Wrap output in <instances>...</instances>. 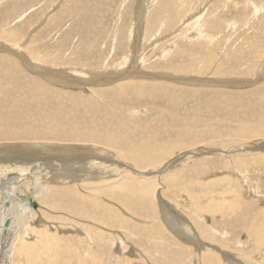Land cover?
Here are the masks:
<instances>
[{
  "label": "rangeland",
  "instance_id": "rangeland-1",
  "mask_svg": "<svg viewBox=\"0 0 264 264\" xmlns=\"http://www.w3.org/2000/svg\"><path fill=\"white\" fill-rule=\"evenodd\" d=\"M0 62V170L23 157L52 173L66 159L96 157L85 171L104 168L64 180L27 173L29 192L49 188L52 199L16 209L15 234L0 235V264H264V0H0ZM85 71L92 80L72 82ZM31 83L69 102L12 99ZM119 85L142 96L116 107L103 95ZM12 103L53 108L51 121L92 111L125 149L18 131L32 117ZM183 139L191 146L153 161L129 146L152 154ZM81 145L104 150L69 151ZM121 184L123 199L111 198Z\"/></svg>",
  "mask_w": 264,
  "mask_h": 264
},
{
  "label": "bare ground",
  "instance_id": "bare-ground-1",
  "mask_svg": "<svg viewBox=\"0 0 264 264\" xmlns=\"http://www.w3.org/2000/svg\"><path fill=\"white\" fill-rule=\"evenodd\" d=\"M170 13V12H169ZM170 17V16H169ZM39 59V58H38ZM24 60V59H23ZM3 64L5 63H1L0 62V69L2 68L1 66H3ZM28 64V63H27ZM34 68H38L40 70L39 67L37 66H33ZM119 67V66H118ZM122 67V66H121ZM120 68V67H119ZM121 69V68H120ZM43 70V69H42ZM118 70V69H117ZM55 70H53L52 72H54ZM121 71V70H120ZM85 71L84 74L82 76H80L79 78L78 77H75V78H72V82H78L79 84H83L84 82H87L88 80L86 79H89L91 78L92 80V76H93V72H87ZM135 74H137V72H134ZM41 74V73H39ZM63 74V73H62ZM97 74V73H95ZM140 74V73H139ZM44 75V74H43ZM42 77L43 78H47L45 77V75ZM120 75V74H119ZM143 75V74H142ZM48 76H50L51 78H48L49 80L52 79L53 76H56V74H48ZM98 76V75H97ZM123 76V75H122ZM130 77V76H128ZM61 78V77H60ZM105 78V77H104ZM106 79V78H105ZM56 82H58L59 80L55 79ZM53 80V81H54ZM101 80V79H100ZM174 80V79H172ZM51 81V80H50ZM90 81V80H89ZM88 81V82H89ZM108 81V79H107ZM6 82V81H5ZM55 82V81H54ZM95 82V81H94ZM120 82V81H119ZM238 81L236 82H230V84H237ZM96 83V82H95ZM102 83V82H101ZM229 84V81L227 82ZM224 84V83H223ZM35 83H31V84H21V86H25L26 88H28V92H24L23 90H20L18 92V88L21 87V86H18L17 87V92L18 94L16 95V97H14L12 95V99H14V101H18V100H22L24 99L27 95L26 94H31V96H29L28 98L30 99V102L31 100L35 101V100H43L44 103L47 105V106H51L53 103L50 101V100H55L59 105L60 103L64 102V99L67 100V102H69V98H64L63 96V93L62 92H51V91H48L47 96H44L42 97L41 93H42V89H36L34 88L35 87ZM16 86V84H15ZM40 86H42L40 84ZM120 86V85H119ZM118 86V87H119ZM122 86V85H121ZM120 86V88H121ZM25 89V88H24ZM26 90V89H25ZM144 90V89H143ZM171 90V89H170ZM16 92V90H14ZM140 91H142V89L140 87H134V86H125L124 88L122 87L121 89H114L108 93H104V97H107L108 101L110 102V100L115 103V106L117 105L118 107L120 106H123L122 104H126V103H130L129 102V99L130 97H134L136 99H138L139 96H142L140 93ZM167 91V90H165ZM145 92V91H144ZM147 92V91H146ZM155 92V91H153ZM14 93V92H13ZM40 93V94H39ZM148 96H150L151 93L147 92ZM167 93V92H165ZM0 94H5L4 90H2V86L0 85ZM12 94V93H11ZM15 94V93H14ZM22 96V98H19V96ZM157 94L159 95L160 93H158L157 91ZM184 95H181L183 97H186V98H190L189 97V94L187 93H183ZM102 95V93H101ZM173 95V93H171L170 95L168 96H171ZM122 96V97H121ZM155 96V95H153ZM152 96V97H153ZM163 97V96H162ZM41 98V99H40ZM173 98L174 100V97H171ZM10 99V100H12ZM29 99H26V100H29ZM225 99V98H224ZM171 100V99H169ZM176 100V99H175ZM217 100V99H216ZM214 99V96L212 97V99H209L207 100L208 103H211L212 101H216ZM46 101V102H45ZM132 102V100H130ZM178 101V100H176ZM218 101V100H217ZM72 102V101H70ZM172 102V101H171ZM78 104V103H77ZM82 104V103H81ZM80 105V104H79ZM210 105V104H209ZM4 106L3 103H0V107ZM116 106V107H117ZM11 108L17 110V114L21 115L22 117L23 116H27V118L29 117H32L31 119L29 118V120H17L18 122H20L22 125L18 124L17 125V129H20L22 128L21 130H18V131H23L24 129L26 130H29L30 128H27V127H36V128H39V129H47V130H50L53 131V130H56V131H60L59 133H55L52 135L51 134H48L49 136H55L56 138H58L57 140L59 139H63L61 141H67V142H71L73 141L75 144L76 142H81V143H100V145L102 144V142H104V144L106 143H109V144H112L113 146H122L124 147L125 149V146H124V143H123V140L121 138V135H119V137L116 135V133L114 132V129L111 128V126H109L110 128L107 129V124H104L103 125V122H101L99 119L97 120L98 122L96 123H93L91 121V119L99 116L98 115H95L94 113H92V111H90L89 113L86 111V110H82V111H85V113H82V111L80 113H77V114H59L62 115L61 119L59 121H57V119H54L53 121H51L49 119L50 115H52L53 113V108H47L45 107L44 105H38L36 108L34 109H27L26 106H24L23 104H19V103H12L10 105ZM12 112V111H10ZM9 113V112H8ZM45 116V117H42L41 119H37L35 118V116ZM173 115V114H172ZM171 116V115H170ZM34 117V118H33ZM88 117L86 120H84V118ZM162 117V116H161ZM176 117V116H174ZM25 118V117H24ZM19 119V118H18ZM101 122V123H100ZM258 124H260V126L263 125L264 123V114H262V116H260L257 120ZM30 123V124H29ZM65 123H67L68 125H66ZM73 124V125H71ZM93 127V128H91ZM25 130V131H26ZM24 131V132H25ZM30 131V130H29ZM81 131H84V132H81ZM49 132V131H48ZM264 132V130H263ZM16 133V132H15ZM43 133L46 135L47 133L45 132V130L43 131ZM54 133V131H53ZM25 134H29V133H25ZM24 133L22 134L23 136H26ZM35 134V133H33ZM30 135V134H29ZM28 135V136H29ZM250 135L252 136H256V135H259L261 136L262 134L260 133V131H254V133H250ZM11 136V135H10ZM14 136V134H13ZM264 136V135H263ZM50 137H48L49 139ZM191 138V137H190ZM50 139H53V138H50ZM177 142V141H176ZM96 143V144H97ZM137 142H135L136 144ZM67 144V143H66ZM135 144H133V142L130 143V148L133 150V154L135 156L138 157V159H141L142 161L149 158V160L151 159V161L153 160H157L158 158H166V157H169L172 153L175 152V150L178 148V149H183V148H186L187 146H191L189 144H186V141H184V139L182 140V143L180 144L179 141L177 142V145H173V148L172 149H169V148H165V149H161L157 152H152V154H142V153H137V151L135 152ZM143 144V143H142ZM89 145V144H87ZM95 145V144H94ZM111 145V146H112ZM147 145V143L145 144ZM58 146V145H57ZM90 146V145H89ZM103 146V145H102ZM105 146V145H104ZM103 146V147H104ZM82 145L80 146V148H72V149H69V151L73 150H77L78 152L80 151V149L82 150L83 148H85V150L87 151V153H89L90 155H95L96 152H103L102 149H98L99 147H93L94 149L97 148V150H93L91 149L90 147H83L81 148ZM110 147V146H109ZM117 147V146H116ZM87 148V149H86ZM108 148V147H107ZM112 148V147H110ZM109 148V149H110ZM115 148V147H114ZM144 149H147L149 150V148L147 146H144ZM108 151V150H107ZM105 151V152H107ZM110 153V152H108ZM100 155V154H99ZM103 155V154H102ZM110 155V154H109ZM5 156V155H4ZM12 156V154H11ZM187 158H190L192 157V155H185ZM3 157V156H2ZM17 157V156H15ZM15 157H10V156H6V159H10L13 160V161H18L16 160ZM93 157V156H92ZM151 157V158H150ZM25 158V159H24ZM4 159V158H3ZM3 159H0V160H3ZM15 159V160H14ZM28 157H23L22 159L20 160H27ZM89 160H86V161H83L81 164H79V166H76L75 163L77 162H74V163H71L69 159H66V160H61L60 161V164H62L63 166H61L62 168H59L57 171H59V173L55 172V173H52L49 168H47L46 166H44V164H40L38 166H35L34 163L33 164H28L27 166H24V165H21L20 164V160L18 161V163L15 165V164H10V165H7L5 167L2 168V170H0V235H2V233H4V231H7L8 233H12L13 231V234H15L14 232H16L14 229L16 228V224H15V221L17 218H15L16 216V209L18 207H25L26 209H28V211H31L33 209V206L30 202V200H34L36 202V199H37V196L38 195H46V197H44L45 201H47L49 199V201L52 199L50 198L51 195H47V192L49 190V188L47 189H42V187L40 186L39 188L42 189L41 191L40 190H37V191H31L29 192V190L27 189L28 188V183L27 182H24V180L22 179L23 177H25L27 175V173H30V174H33V175H36L38 179H41L40 176H48L50 174L54 176H56V174H58L59 176L62 177V179L64 180L63 177H71L73 178L74 176L73 175H78V173H87L88 171H92V168L93 169H96L98 168L99 170L102 171L103 173V170L104 168L101 166V165H98V166H101L102 168H99V167H92V166H89L88 169L85 171L86 167L90 164V163H94V159H96V157L94 158H91L89 157L88 158ZM98 159V157H97ZM100 159V158H99ZM10 160V161H11ZM101 161V160H100ZM103 161V160H102ZM12 162V161H11ZM52 162V161H51ZM96 162V161H95ZM113 163V162H112ZM178 163H180V160H178ZM96 165V166H97ZM104 165V164H103ZM116 165V164H115ZM95 166V164H94ZM122 166V164H121ZM124 166V165H123ZM2 167V166H1ZM105 167V166H104ZM118 168V167H117ZM98 170V172H99ZM110 170V169H109ZM97 171V170H96ZM106 171V170H105ZM111 171V170H110ZM89 172V173H90ZM120 170L118 171L117 170V174H119ZM11 173H17V176L14 177V178H8V180H6V182H4V178L2 179V176H8L10 175ZM44 173V174H42ZM101 173V172H100ZM123 173V172H122ZM126 172H124L125 174ZM63 174H65V176H63ZM97 174V173H96ZM14 175V174H13ZM16 175V174H15ZM68 175V176H67ZM76 175V176H77ZM80 175V174H79ZM94 175V174H93ZM112 175H106V177H111ZM114 176V175H113ZM118 176V175H117ZM121 176V175H120ZM52 177V176H51ZM65 177V179H66ZM80 177V176H79ZM119 177V176H118ZM144 177V176H143ZM103 179L105 178L102 177ZM21 179V180H20ZM56 179V178H55ZM124 180V178H122ZM73 180V179H72ZM120 180V179H119ZM117 180V181H119ZM66 181V180H65ZM74 181V180H73ZM113 181V180H112ZM62 182V181H61ZM110 182V181H109ZM108 182V183H109ZM66 183V182H65ZM123 183V182H122ZM118 185H120L118 183ZM117 186V185H115ZM129 186V185H128ZM126 188V186L122 185L118 188V189H111L108 193V195L111 197V198H120V196H122L123 194L125 195L126 191L129 190V188ZM143 186V185H142ZM148 186V185H146ZM150 186V184H149ZM148 186V188H149ZM144 187H145V184H144ZM140 188V187H138ZM147 188V187H146ZM152 188V187H150ZM149 188V189H150ZM32 189V188H31ZM118 190V192H117ZM148 190V189H147ZM68 191V190H67ZM75 191V190H74ZM76 192V191H75ZM71 193V192H70ZM145 193V191H142V194ZM73 194V193H72ZM75 194V193H74ZM138 194V193H137ZM55 195V194H53ZM52 195V197H53ZM128 195V194H127ZM139 195V194H138ZM146 195H147V192H146ZM130 196V195H128ZM144 196V195H143ZM131 198V197H130ZM129 198V199H130ZM39 199V198H38ZM120 199H123V198H120ZM23 200V201H22ZM117 200V199H116ZM143 200V199H142ZM117 202V201H116ZM120 202V200L118 201ZM122 202V203H121ZM120 202V205L122 206H125L124 201L121 200ZM6 203H9V207H5V204ZM127 203V202H126ZM131 204V202H130ZM138 206V205H137ZM126 207V206H125ZM35 208V207H34ZM58 209V208H57ZM134 209V208H133ZM19 210V208H18ZM17 210V211H18ZM28 213V212H27ZM19 215V214H18ZM18 219H22L19 215ZM8 222V224H6ZM22 224V223H21ZM19 230V229H18ZM178 232V231H177ZM180 232V231H179ZM7 233V234H8ZM9 233V234H10ZM15 237V236H14ZM192 238V237H191ZM16 241V240H15ZM203 248V247H202Z\"/></svg>",
  "mask_w": 264,
  "mask_h": 264
},
{
  "label": "water",
  "instance_id": "water-1",
  "mask_svg": "<svg viewBox=\"0 0 264 264\" xmlns=\"http://www.w3.org/2000/svg\"><path fill=\"white\" fill-rule=\"evenodd\" d=\"M2 49H4V48H2ZM256 150H258V148H256ZM30 202H31L33 207H37V205H38L37 202H35L34 200H30ZM9 206H10L9 203L5 204V207L8 208ZM6 224H8V222Z\"/></svg>",
  "mask_w": 264,
  "mask_h": 264
}]
</instances>
